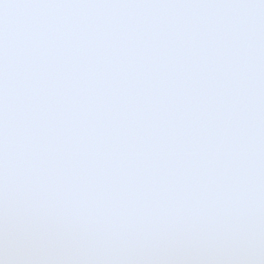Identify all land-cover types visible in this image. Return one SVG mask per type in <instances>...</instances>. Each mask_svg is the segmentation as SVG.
Masks as SVG:
<instances>
[{
	"label": "snow or ice",
	"instance_id": "obj_1",
	"mask_svg": "<svg viewBox=\"0 0 264 264\" xmlns=\"http://www.w3.org/2000/svg\"><path fill=\"white\" fill-rule=\"evenodd\" d=\"M0 264H264V0H0Z\"/></svg>",
	"mask_w": 264,
	"mask_h": 264
}]
</instances>
